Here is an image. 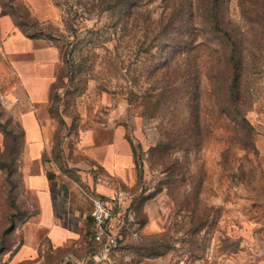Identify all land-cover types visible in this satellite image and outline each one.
<instances>
[{
  "label": "rangeland",
  "instance_id": "1",
  "mask_svg": "<svg viewBox=\"0 0 264 264\" xmlns=\"http://www.w3.org/2000/svg\"><path fill=\"white\" fill-rule=\"evenodd\" d=\"M53 1L59 4L58 17L36 27L64 57L55 90L57 119L73 132L84 123L127 125L138 145L141 182L157 196L160 226L142 234L138 224L143 214L132 207L136 236L127 232L115 263L264 264L262 20L243 17L239 0H228L227 19L248 51L235 92L225 81L221 47L197 45L208 38L201 19L195 20L196 29L181 34L174 33V25L161 32L168 0H145L124 14L115 8L100 11L95 0ZM246 1L264 7V0ZM13 3L22 12L21 4ZM175 38L180 45L166 46ZM190 69L199 79L198 129H192L187 107ZM9 164L3 211L9 212V226L20 227L33 203L20 194L21 183ZM18 241V231L2 233L0 245ZM86 248L79 258L58 253L47 261L96 264L87 259ZM153 250L159 256L141 259ZM0 264L6 259L0 258Z\"/></svg>",
  "mask_w": 264,
  "mask_h": 264
},
{
  "label": "crops",
  "instance_id": "2",
  "mask_svg": "<svg viewBox=\"0 0 264 264\" xmlns=\"http://www.w3.org/2000/svg\"><path fill=\"white\" fill-rule=\"evenodd\" d=\"M17 1L23 16L6 9L10 0H0V243L2 233L16 231L19 241L4 245L0 258L6 264H52L50 254L81 257L92 228L85 192L110 200L119 191L130 194L131 207L143 214L141 233L156 230L161 223L157 196L141 182L131 129L108 120L84 123L73 132L57 119L55 90L64 57L36 27L58 17L57 5L53 0ZM10 161L20 194L32 201L33 210L20 227L13 224L6 232L9 212L3 211L1 195Z\"/></svg>",
  "mask_w": 264,
  "mask_h": 264
},
{
  "label": "trees",
  "instance_id": "3",
  "mask_svg": "<svg viewBox=\"0 0 264 264\" xmlns=\"http://www.w3.org/2000/svg\"><path fill=\"white\" fill-rule=\"evenodd\" d=\"M100 3L98 10L106 11L112 10L113 8L117 9L116 13L124 14L130 10H133L137 7L138 3L142 2L144 4L145 0H95ZM166 2L165 9H167L165 18L160 23L161 32L164 31L171 25H174V33L178 32L181 34V30L187 29H196L195 20L201 19V25L205 23V28L203 32L207 34L208 38L205 41L199 42L197 45H206V43L216 46H220L224 52L225 65H224V75L225 81L229 82L228 88L230 91L237 92L241 87V81L243 79V71L246 68V64L248 62L247 56L248 51L247 48L243 47L241 33L238 34L236 32V28L232 27L231 23L227 19V3L228 0H168ZM246 0H239L240 10L243 17L246 16H254L259 17L262 21L260 22L262 27H264V7L259 5H254L249 2L246 5ZM10 10H13L14 15H17V8L13 3V0H10L6 4ZM57 5H59L57 3ZM115 11V10H114ZM20 15H24L25 13L18 12ZM178 23H181V26H177ZM200 25V24H199ZM184 32V31H183ZM194 41H196L194 39ZM207 41V42H206ZM177 46L181 44L179 39H172L167 42L168 45ZM169 59H165L164 64L168 65ZM190 86H191V96L190 102L188 104V108L191 110V119L190 125H192V129H198V119H197V111H198V88H199V79L194 72H191ZM133 209L135 210L134 206ZM11 229V225L6 229L8 232ZM4 245H0V249ZM153 253H149L148 256L145 257H156L159 256L156 252L151 251Z\"/></svg>",
  "mask_w": 264,
  "mask_h": 264
},
{
  "label": "built area",
  "instance_id": "4",
  "mask_svg": "<svg viewBox=\"0 0 264 264\" xmlns=\"http://www.w3.org/2000/svg\"><path fill=\"white\" fill-rule=\"evenodd\" d=\"M99 180V179H98ZM91 203L92 228L86 235L87 259L96 264H116L118 254L127 232L136 236L134 212L129 202L131 195L117 192L113 200L97 193L85 192Z\"/></svg>",
  "mask_w": 264,
  "mask_h": 264
},
{
  "label": "water",
  "instance_id": "5",
  "mask_svg": "<svg viewBox=\"0 0 264 264\" xmlns=\"http://www.w3.org/2000/svg\"><path fill=\"white\" fill-rule=\"evenodd\" d=\"M50 177H51V174H50Z\"/></svg>",
  "mask_w": 264,
  "mask_h": 264
}]
</instances>
